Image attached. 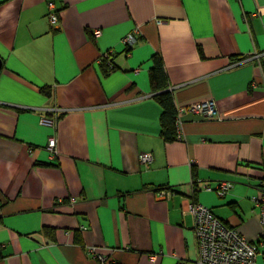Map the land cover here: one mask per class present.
<instances>
[{"label":"crops","instance_id":"1","mask_svg":"<svg viewBox=\"0 0 264 264\" xmlns=\"http://www.w3.org/2000/svg\"><path fill=\"white\" fill-rule=\"evenodd\" d=\"M156 53L176 108L216 107L181 113L169 142L148 78ZM0 58V264H191L192 202L257 240L264 0H0Z\"/></svg>","mask_w":264,"mask_h":264},{"label":"built area","instance_id":"2","mask_svg":"<svg viewBox=\"0 0 264 264\" xmlns=\"http://www.w3.org/2000/svg\"><path fill=\"white\" fill-rule=\"evenodd\" d=\"M47 18L49 24L57 22L56 6L53 2L47 3ZM137 28L122 37L121 42L130 47L136 41ZM93 37L100 34L99 28H94L92 31ZM112 51H106L102 58L109 60ZM261 52H255L253 56L259 61ZM138 70V69H135ZM198 112L203 116H213L216 112L215 104L212 100H204L193 102L191 104L177 107L175 115V129L176 133L181 137L182 121L181 113ZM44 124H52L53 120L50 117L42 116L40 118ZM177 136V134H176ZM55 138L49 137L47 147L54 150ZM140 161L148 163L152 159L150 152H142L139 155ZM232 186V183L227 180L219 181L215 186L219 194L224 193ZM164 193V190H160ZM255 205L258 207V219L260 230L255 242L248 240L243 236L234 226L227 224L223 219L217 217L209 207L200 203L192 202L189 204V211L194 216V232L197 243V257L191 264H256L257 255L261 254L264 259V249L260 250V246L264 247V181L260 182L258 192L252 197ZM257 242V243H256ZM95 257L103 260L104 257L95 252L93 248L90 249ZM176 264H183L177 262Z\"/></svg>","mask_w":264,"mask_h":264},{"label":"trees","instance_id":"3","mask_svg":"<svg viewBox=\"0 0 264 264\" xmlns=\"http://www.w3.org/2000/svg\"><path fill=\"white\" fill-rule=\"evenodd\" d=\"M125 50L129 52L130 47L126 46ZM151 61L152 64L148 69V78H149L150 88L153 91V97L160 106L159 135L164 141L169 142L174 140L177 134L174 124L175 115H176V106L174 103L172 92L167 88L168 87L167 75L161 56L156 53L152 56ZM100 62H101L102 71L105 74L114 67L112 58H110L109 60H107L106 58H102ZM39 90H41L46 94H50L51 92L50 86L46 84L42 85L39 88ZM45 114H49V112H45ZM51 119L53 120V118ZM47 149L52 153H56L57 152L56 140L54 145L55 151L50 150L48 147ZM193 174L195 175V173ZM262 178L263 179H261L260 182L264 181V177ZM192 183L194 186H196L197 184L195 179L194 181H192ZM44 231L46 233H51L52 229L44 228ZM76 240L79 242L80 241L79 237H77Z\"/></svg>","mask_w":264,"mask_h":264},{"label":"rangeland","instance_id":"4","mask_svg":"<svg viewBox=\"0 0 264 264\" xmlns=\"http://www.w3.org/2000/svg\"><path fill=\"white\" fill-rule=\"evenodd\" d=\"M198 102V101H196ZM258 192V191H257ZM255 195V194H254ZM253 196V195H252ZM252 196H251V200H252ZM252 202L254 203V201L252 200ZM257 243V242H256ZM264 247L260 246V250H263ZM256 264H264V259L262 258L261 254L257 255V259H256Z\"/></svg>","mask_w":264,"mask_h":264},{"label":"bare ground","instance_id":"5","mask_svg":"<svg viewBox=\"0 0 264 264\" xmlns=\"http://www.w3.org/2000/svg\"><path fill=\"white\" fill-rule=\"evenodd\" d=\"M176 111H177V108H176ZM193 113H197V114H200V113H198V112H193ZM202 115V114H201ZM211 116V115H210Z\"/></svg>","mask_w":264,"mask_h":264},{"label":"water","instance_id":"6","mask_svg":"<svg viewBox=\"0 0 264 264\" xmlns=\"http://www.w3.org/2000/svg\"><path fill=\"white\" fill-rule=\"evenodd\" d=\"M1 64H2V61H1V58H0V68H1Z\"/></svg>","mask_w":264,"mask_h":264}]
</instances>
